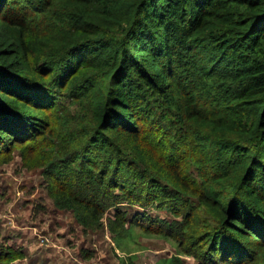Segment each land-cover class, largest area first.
<instances>
[{
    "label": "trees",
    "instance_id": "trees-1",
    "mask_svg": "<svg viewBox=\"0 0 264 264\" xmlns=\"http://www.w3.org/2000/svg\"><path fill=\"white\" fill-rule=\"evenodd\" d=\"M17 153L116 250L264 264V0H0V169Z\"/></svg>",
    "mask_w": 264,
    "mask_h": 264
},
{
    "label": "rangeland",
    "instance_id": "rangeland-1",
    "mask_svg": "<svg viewBox=\"0 0 264 264\" xmlns=\"http://www.w3.org/2000/svg\"><path fill=\"white\" fill-rule=\"evenodd\" d=\"M120 208L127 210L126 205ZM130 209L127 211H135ZM111 214L109 211L107 217ZM103 224L102 229L85 233L72 216L53 209L40 170L23 168L18 153L0 169V244L25 248L30 262L21 260L18 264H171L168 259L175 256V251L165 239L139 232L125 241L116 240V250L106 227V216ZM16 236L20 238L18 243L13 240ZM45 250L47 254L39 257L38 252ZM81 251L90 254L88 260L81 258ZM128 252L132 253L127 255ZM52 253L67 256L61 262L55 257L47 260ZM33 257L46 260L35 263ZM181 261L194 264L187 257H181Z\"/></svg>",
    "mask_w": 264,
    "mask_h": 264
},
{
    "label": "crops",
    "instance_id": "crops-1",
    "mask_svg": "<svg viewBox=\"0 0 264 264\" xmlns=\"http://www.w3.org/2000/svg\"><path fill=\"white\" fill-rule=\"evenodd\" d=\"M3 237H1L2 239ZM15 243H18L20 241V238L19 237H15V239H13ZM18 245V244H17ZM48 251H44V252H38V256L39 257H42V256H45L47 254ZM62 255H59L57 256V253H52L51 256L49 258L46 257L47 260H50V261H53L54 257L56 259L57 262H61L63 259H65L67 255H64L62 258H60ZM35 259V263L38 262V261H42V260H46V259H43V258H36V257H33ZM24 261L26 262H30V258H27L25 257ZM43 262V261H42Z\"/></svg>",
    "mask_w": 264,
    "mask_h": 264
}]
</instances>
